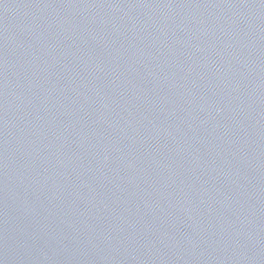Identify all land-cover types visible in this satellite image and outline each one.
Wrapping results in <instances>:
<instances>
[{
    "label": "water",
    "instance_id": "1",
    "mask_svg": "<svg viewBox=\"0 0 264 264\" xmlns=\"http://www.w3.org/2000/svg\"><path fill=\"white\" fill-rule=\"evenodd\" d=\"M0 264H264V0H0Z\"/></svg>",
    "mask_w": 264,
    "mask_h": 264
}]
</instances>
